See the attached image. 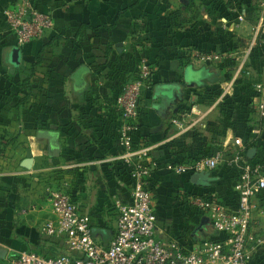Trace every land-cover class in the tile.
Here are the masks:
<instances>
[{
  "label": "crops",
  "instance_id": "0c3cea01",
  "mask_svg": "<svg viewBox=\"0 0 264 264\" xmlns=\"http://www.w3.org/2000/svg\"><path fill=\"white\" fill-rule=\"evenodd\" d=\"M17 1L0 0V264H10L21 250L50 254L64 244L65 251L63 238L42 231L53 216L48 188L61 179L68 182L67 191L80 210L91 215L95 238L105 246L114 238L119 217L117 200H130L131 191L118 164L123 150L118 143L121 118L117 98L128 77V59L139 54L149 56L155 50L137 44L142 41L139 36L144 35L145 27L152 23L154 29L162 30L166 15H201L189 24L184 22L185 29L198 28L212 36L215 33L225 45L227 31L233 30L234 34L243 25L256 26L253 18L260 12L259 2H264L34 0L38 10L53 16L54 27L41 40L20 47L21 63L14 66L10 55L17 45L3 10ZM172 22L177 27L180 23L175 19ZM156 56L161 65L156 67L152 87L143 97L140 123L154 167L151 185L158 191L154 202L161 214L157 215L158 237L192 243L217 233L210 222L207 230L194 233L205 216L186 198L176 201L194 186L190 185L191 175L178 174L169 165L173 160L208 152L210 146L236 136L232 129L223 135L218 108L223 101L200 99L195 91L215 77L217 85L224 84L228 64L222 61L202 67L203 81L190 83L191 65L182 66L181 59L159 52ZM32 71V93L23 100L27 90L21 83ZM239 75L235 74V80ZM164 82L175 84L172 94L157 93L156 87ZM173 119L180 120L182 127L176 126ZM40 130L59 132L61 151L54 153L56 156L49 149V141L38 137ZM195 130L201 133L199 139L194 137ZM262 154L256 148L255 156ZM27 157L33 158L31 168L22 166ZM209 175L212 180L206 191L219 193L229 203L235 201L233 170L221 166ZM21 188L27 191V197H6ZM41 188L45 192L40 196ZM256 200L264 209V192ZM183 203L187 206H181ZM254 224L264 236V214L260 211L255 213ZM261 251L254 264H264V248Z\"/></svg>",
  "mask_w": 264,
  "mask_h": 264
},
{
  "label": "built area",
  "instance_id": "2783aa9c",
  "mask_svg": "<svg viewBox=\"0 0 264 264\" xmlns=\"http://www.w3.org/2000/svg\"><path fill=\"white\" fill-rule=\"evenodd\" d=\"M259 9L253 43L258 34L264 36V2ZM3 16L19 47L41 40L54 27L53 16L38 10L33 0L9 4ZM262 41L264 43V38ZM132 57L133 65L117 98L121 118L118 143L123 150L120 161L127 168L131 191L130 200H117L119 217L114 238L107 246L95 238L91 215L80 210L67 191L68 182L61 179L48 188L53 216L45 222L42 231L47 236L63 238L65 251L47 257L21 250L10 264H254L255 254L264 248V236L254 224L255 213L264 214L256 200L264 192V160H249L244 143L236 136L225 140L211 154L169 165L170 170L188 175L225 165L237 171L235 201L229 203L216 192L189 199L194 208L209 219L217 236L198 238L192 243L158 237V216L151 185L154 167L149 158L150 147L139 135L142 100L151 88L154 68L146 56ZM225 57L219 50L197 51L193 61L216 64ZM223 88L220 102L234 93V87ZM254 93L251 106L264 115V79L255 83ZM173 123L182 127L178 119H173ZM253 133L258 137L261 128H255Z\"/></svg>",
  "mask_w": 264,
  "mask_h": 264
},
{
  "label": "rangeland",
  "instance_id": "374dc122",
  "mask_svg": "<svg viewBox=\"0 0 264 264\" xmlns=\"http://www.w3.org/2000/svg\"><path fill=\"white\" fill-rule=\"evenodd\" d=\"M189 1L191 3L192 0ZM259 3L261 4V2ZM258 10L260 11V9ZM259 14L260 12L259 13L256 12L257 16L254 15L255 18V19L253 18V21H255L254 25H256L259 21ZM200 17L201 15L200 16L193 15L192 13H190V16H183V17L178 16V18L175 16L166 15L163 17V21L165 20L166 25L162 28V30L154 29V25L152 23H150V26L145 27V31H144L145 36L144 35L139 36V39L142 41L137 44L138 45L142 44L144 48L146 45L147 50L150 47H151L150 49H155V50H151L149 52L150 54L148 53L149 56H146L147 59L153 65L154 68L153 74L156 73L155 71L156 67L158 65H161L160 60H158L159 55L156 56V53L158 54L159 52L163 54V56H169L168 58L174 57L181 59L180 65L182 66L191 65V68L188 69L191 72V76L187 80L190 83L191 82L201 83L205 77L204 76L205 69L202 67H209L212 64L193 61L194 54L197 51L209 50L214 52L219 50L225 54L226 57L224 59V62L225 63L227 62L228 64L227 76L222 80V82L225 83L217 85L218 81L215 77L214 79H212L211 83H208L209 85L204 84V86H198V87H200L201 90H204L207 87L218 86L221 92L223 91L222 88L223 85L225 87L227 86L236 87L238 86V82L240 81L242 83L241 85H246L250 88H254L255 83L262 81L264 79V43L262 41L264 36L258 34L255 42L253 43V39L255 38V29L249 26L251 24L243 25L241 28L236 27L238 28V30L234 31V34H233V30H231V32L227 31L224 40L225 45H221V42H219L218 39V35L217 34L215 35V33L212 36V35H208L211 33H207L206 31H200L198 28L185 29L183 25L184 22L189 24L194 20L199 19ZM173 19H175L176 22H180L178 27L174 25V23L172 22ZM153 44H155V46H152ZM192 68L194 69L196 68L198 70H194ZM237 72H240L241 75L232 83L233 78ZM174 86L175 84H171V82H164L158 84V86L156 87V91L157 93L166 92L167 94L170 95L174 91L173 88ZM203 94H204V98H207L209 102L216 103L221 98V96L216 95L211 91H208L207 93H203ZM229 96H231V94L226 95L224 99ZM224 99L222 101H224ZM192 103H197V102H192ZM251 115H252L251 118L248 119L247 121L248 123L247 126L242 128L236 127L237 131L241 133L240 135H236V137H239L244 143V145H245V139L247 141V144L245 145L246 155H248V153L252 148L258 147L260 149L262 146V145L260 146V143L258 141H255L253 139V134H254L253 131L255 130V128L257 127L261 128V134L258 137H262L263 136L262 134H264V115H261L260 112L256 110ZM223 135L225 136L226 133L225 134L223 133ZM233 141L237 142L235 138ZM197 154L199 156L202 155L203 153L197 152ZM197 154L194 153V155ZM189 159L190 158L188 157H184L183 159L173 160L172 162H174L173 164H177V163L179 164V163H184L185 161H189ZM210 172L211 171H209L208 173ZM2 176L3 174L1 175V177ZM211 180L208 182L206 186H197L194 185L193 183L192 184L190 183V185H194V186L182 192L181 196H177L176 201L182 202V198L184 199L186 198L185 201L194 208V206L189 202V199L193 197L201 196L206 191V187L209 186ZM0 190L3 191V188ZM152 190H153V202H155L156 199H158V196L156 195L158 191L155 190L154 186L152 187ZM38 192L41 196L42 194H44L45 191L41 188L38 190ZM27 196H28L27 191L21 188L20 191H16V192L14 190L10 191L6 197L18 199ZM181 206L186 207L187 204L183 203V205ZM156 209L158 208H155V211ZM156 214L161 215L159 209L158 211H156ZM60 247L61 248L56 252L50 254L47 253V255H55L56 253H58V251L59 253L64 251L65 248L64 244H62Z\"/></svg>",
  "mask_w": 264,
  "mask_h": 264
},
{
  "label": "trees",
  "instance_id": "16d2710c",
  "mask_svg": "<svg viewBox=\"0 0 264 264\" xmlns=\"http://www.w3.org/2000/svg\"><path fill=\"white\" fill-rule=\"evenodd\" d=\"M33 2H34V0H33ZM113 23H115V22H113ZM106 25L107 24H105L103 26H106ZM132 65H133V57L128 59L127 68L130 69L132 67ZM32 74H33V71L28 76H26L23 79L22 83H21V87L23 89L27 90V93L23 97V100L28 98L31 95V93H32V81H31V78L33 76ZM152 84H153V78H152ZM152 84H151V87H152ZM241 84L242 83L239 81L238 82V86H236L234 93L231 96L225 98L224 101L221 102L219 107H218L219 110H220L221 117H222L220 124L223 126L222 129L224 130V133H226V131L231 128L232 131L236 135H240L241 133H239V131H237L236 127L242 128V127L247 126L248 119H250L251 116H252L251 114L253 112H255V109L251 106L253 97L255 95L254 88H250V87H248L246 85H241ZM216 87L212 86V87L205 88L206 89V90L204 89L205 91L204 90H195V91H197L200 99H204V94L203 93H207L208 91H211L212 93H215L216 95H219L221 93L220 89L218 88V86H216ZM142 113L143 112H142V107H141L140 117H142V115H143ZM193 134H194V137L196 139H199V136L201 135L200 131H198V130H195L193 132ZM139 135L143 139L145 138L144 135L141 133V126H140ZM262 135H263L262 137H257L255 134H253V139L255 141H258L260 143V146L262 145L260 149L258 147H257V149L262 150L264 152V134H262ZM220 142L221 141H219V143ZM246 144H247V141L245 139V145ZM257 145H259V144H257ZM221 146H222V143H220L218 145H215V146L212 145V146H210L208 148L209 151L205 152V153L203 152L202 155L198 156V154H197V155L189 156L188 157V158H190L189 161L201 158L202 156H205V155H208V154H211L215 149H217V148H219ZM249 160H252V161L253 160H264V154H262L260 156H255L254 159H250L249 158ZM118 164H119V166L121 168V171H123L125 174H127V168L123 165L122 161H120ZM225 167L228 168V166H226V165H225ZM231 169L233 170V176L235 178L234 182H236V180H237V171L235 169H233V168H231ZM209 193H211V191H205L202 195H207ZM215 236H217V235H214L213 237H215ZM261 252L262 251H260L257 254H255L254 262L256 260V257L259 256L261 254ZM37 253L42 254L44 256H47V257H55V256H57V255H47V253H42V252H39V251H37Z\"/></svg>",
  "mask_w": 264,
  "mask_h": 264
},
{
  "label": "water",
  "instance_id": "95a60500",
  "mask_svg": "<svg viewBox=\"0 0 264 264\" xmlns=\"http://www.w3.org/2000/svg\"><path fill=\"white\" fill-rule=\"evenodd\" d=\"M21 58H22V49L19 46H15L11 51L10 62L14 66H19L21 63ZM83 69L84 68H81L79 73L83 71ZM37 134L38 137L47 139L49 141V149L53 153V156H56V154L54 153L56 152L59 153L61 151L59 132L53 130H40L38 131ZM255 154H256V148H252L248 153V156L250 158H253ZM32 164H33V158L27 157L23 160L22 166L25 168H31ZM210 180L211 177L207 172L194 173L190 177L191 183L197 186H206ZM208 225H209V219L207 217H204L202 219V222L198 226H196L194 233L196 235H199L200 232L207 230Z\"/></svg>",
  "mask_w": 264,
  "mask_h": 264
}]
</instances>
